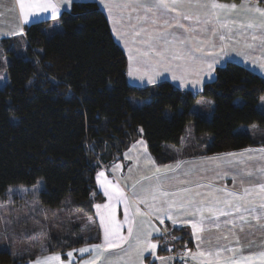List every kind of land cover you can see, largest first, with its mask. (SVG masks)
<instances>
[{"label":"trees","instance_id":"1","mask_svg":"<svg viewBox=\"0 0 264 264\" xmlns=\"http://www.w3.org/2000/svg\"><path fill=\"white\" fill-rule=\"evenodd\" d=\"M58 22L63 31L52 36L45 30L53 23L39 22L28 26L24 39L0 43V57L10 58L8 80L0 88V198L11 188L40 185L32 198L41 206L63 209L70 198L75 211L92 218L94 207L105 201L97 183L103 168L123 161L140 140L157 165L174 163L167 145H179L190 122L197 135L214 137L201 156L264 147V138L235 132L240 125L264 126L258 110L264 79L258 75L233 63L218 69L203 91L216 105L207 121L191 113L197 97L170 81L154 89L128 84V57L98 3H74ZM238 97L245 99L242 106L234 103ZM72 230L52 236L45 252L14 256L0 250V264H30L48 253L63 257L100 242V231L85 239L81 226ZM174 231L182 252L193 249L185 230Z\"/></svg>","mask_w":264,"mask_h":264},{"label":"rangeland","instance_id":"2","mask_svg":"<svg viewBox=\"0 0 264 264\" xmlns=\"http://www.w3.org/2000/svg\"><path fill=\"white\" fill-rule=\"evenodd\" d=\"M99 1L105 6H100V9L103 8L115 42L128 57L127 82L130 86L154 89L162 82L163 77L168 78L179 90L197 97L191 107V113L210 121L216 105L213 99L203 96V91L206 83L216 79L218 69L233 63L264 79V16L256 10L264 11V2L260 0H175V2L165 0L166 8L155 6L156 0ZM213 4L219 7L214 8ZM62 31L63 28L57 20L45 30L48 36ZM2 41L3 39L0 43ZM9 61V56L0 57V66H3L0 68V88L4 87L8 80ZM209 64L212 65L211 69L208 67ZM209 75L214 79L209 80ZM201 101L203 103H200ZM234 103L242 106L245 99L238 97ZM258 110L264 113V96L259 99ZM235 132L256 134L259 138H264V126L258 123L252 126L240 125ZM209 137L214 139L213 135L203 133L197 135L195 124L188 123L180 144L167 145L169 157L175 159L174 163L168 165L174 167L141 179L137 183L139 188L126 195L125 188H122V191L117 188L118 193L112 192L111 199L106 196V187L109 184L106 183V179L102 183L101 177L105 174L101 175V172L118 163L110 168H103L97 182L107 202L103 207L110 213L113 202L124 205L125 200L127 203L131 200L141 202L150 198L160 200L165 196L161 193L168 190L175 192L170 193L175 203L176 195H184L190 197L202 209H205L206 205L208 210L212 208L211 214H215L216 206L222 201L228 200L225 197L229 193L235 195L236 201L243 199L249 201L252 197L262 195L260 201H251L264 202V192L261 191V187L264 186V147H247L237 151L201 156L207 144L211 142ZM196 155L198 156L193 158ZM238 176L244 180H233ZM112 177L114 178L113 175ZM233 183L236 188L258 186L260 190L257 189L250 195L239 193L241 195L238 196L235 187L230 188ZM223 186L230 190L224 192ZM39 189L40 185L18 186L8 191L6 199L0 198V250H9L14 256L36 251L45 252L52 236L71 235L74 233L72 229L78 225L81 226V236L85 239L95 237L97 231L101 230L97 218L105 214L104 208L94 207V217L88 218L82 212L75 211L70 198H67L63 209L52 210L41 206L36 198H32ZM120 193L123 194V198L117 201ZM208 196H213L214 199L207 201ZM185 200L187 205L192 204L188 198ZM239 206L240 211H237V215L249 214L242 209V205ZM200 213L201 211H198L197 215ZM143 216L142 214L138 218L135 238L137 233L141 232V227L150 223L148 218ZM103 217L106 218L107 215ZM127 218L126 213L125 219ZM89 227L92 231L87 232ZM102 230L104 232L105 229ZM153 232L154 228L150 225L146 233ZM170 239H173L172 247L175 250L177 264L183 263V260H180L184 250L183 244L179 241L180 235L176 231L173 234L172 230ZM132 247L134 245L128 246ZM146 248H149L148 244ZM73 251H70L71 256L67 254L62 257L58 253L63 264H67L64 261L65 257L72 259L77 256ZM125 251L127 252V249ZM51 256L56 254L40 255L30 264H37L38 261L40 264H60L47 259Z\"/></svg>","mask_w":264,"mask_h":264},{"label":"crops","instance_id":"3","mask_svg":"<svg viewBox=\"0 0 264 264\" xmlns=\"http://www.w3.org/2000/svg\"><path fill=\"white\" fill-rule=\"evenodd\" d=\"M84 1L73 0L70 5H66L65 0H24L25 11L28 14V20L25 22L24 12L20 8V0H0V40L15 39L13 38L15 36L24 39L28 26L39 22L53 23L55 20L58 21L63 12L71 9L73 3H83ZM95 2L99 4V7H105L99 0H95ZM44 3L54 5L55 8L49 7L47 10H44L39 7H28V5ZM163 80L169 79L163 77ZM173 167V165L164 167L157 165L145 141L140 140L127 150L123 161L110 169H104L103 173L100 172L101 174H105L104 177H101L102 183L106 179V183L109 184L106 187V196L109 197V193H118L117 188L121 189V191L122 188H125V195L130 191H135L139 188L137 183L141 179L164 171L166 168ZM157 168L160 169L159 172L156 171ZM99 174L97 175V182ZM237 179L238 181L244 180L240 179L239 176L233 180ZM233 187H235V183L230 186L231 189ZM245 189L249 191L245 193ZM257 189L260 190V187L239 186V188L235 187V192L237 191L238 196L241 195L239 193L250 195V193H254ZM228 190L230 189L223 186L224 192ZM144 192L147 191L145 190ZM166 193L168 195H165L160 200H154L153 198L141 202L139 200H131V202H128L129 204L127 203V206L126 204L113 202L110 213L103 207L107 204L105 200V203L100 208H104V215H107V217L104 218V215H99L97 218V224H99V228L101 229V233L99 234L100 242L85 244L83 247L73 251L77 256L72 259L68 257V259L62 260L66 261L67 264H90V261L100 256L105 258L98 260L97 264H109V261L112 264H177L175 250L172 247L173 239H170V232L175 229H183L190 236L193 242V249H186L180 258L181 261L183 260V263L178 264H264V208L260 207V204L264 202H252L259 200L262 195L252 197L249 201L245 199L236 201L235 195H227L225 198L228 200L225 201H231V205L229 206L225 201H222L219 206H216L215 214H211L212 208L208 210L206 205L205 209H202L190 197L176 195L177 203H175L174 197L173 200L170 197V193L173 194L175 192L168 190ZM208 197L207 201L214 199L213 196ZM186 198L191 201V205L186 204ZM238 205H242V209L253 210L248 212L249 214L244 215L246 217L245 220H240V216L243 214H236V206ZM123 209H125L124 213ZM197 209L201 211L199 215H197ZM222 211L231 214L227 216L221 215ZM126 213L128 214L127 220L125 219ZM119 214L120 217L118 218ZM142 214L148 218L147 220L150 223L141 227V232L146 234L141 239L146 244L143 243L137 248L135 230L138 226V218ZM169 215H171L172 219H168ZM201 215L205 218L202 231L199 230L201 227ZM209 217H217V224L219 226L212 225L209 222ZM130 224L133 232L129 237L127 230ZM192 224H196L197 228H193ZM150 225L154 228L153 234L146 233V229ZM106 226L110 230L118 227L119 235L127 237V242L120 243L119 247L92 249L91 246L94 244H105V230L103 232L102 229H105ZM110 239L115 240L116 238L113 236ZM170 241L172 242L171 245ZM149 243H155L157 247L154 250L146 248V245ZM130 244L134 245V247L128 248ZM83 248L91 250L81 254L79 250ZM125 249H127V252ZM200 253H204V255L201 256ZM216 253H219V255H216ZM55 254L58 255V253L50 255Z\"/></svg>","mask_w":264,"mask_h":264},{"label":"snow or ice","instance_id":"4","mask_svg":"<svg viewBox=\"0 0 264 264\" xmlns=\"http://www.w3.org/2000/svg\"><path fill=\"white\" fill-rule=\"evenodd\" d=\"M73 2V0H65V3L66 5H70L71 3ZM175 2V0H174ZM260 2H264V0H260ZM157 7H167L166 3H165V0H156V5ZM25 4H24V0H20V8H21V11L24 12V20L25 22H27L28 20V14L27 12L25 11ZM28 7H39V8H42L44 10H47L49 7H53L55 8L54 5H51L49 3H44V4H39V5H28ZM212 7H219V5H216V4H213ZM169 11H171V9H168ZM260 15L264 16V11H261L260 9H256ZM167 23V22H166ZM181 27H183V25H181ZM249 27H251V25H249ZM253 39H255V37H253ZM209 69H211L212 65L209 64L208 65ZM209 80L211 79H214V77H212L211 75H209L208 77ZM198 82V81H197ZM31 83V82H30ZM193 87H195V85H193ZM200 103H203V101H201ZM210 103V102H209ZM157 172L160 171L159 168L156 169ZM103 175V174H101ZM249 190L248 189H245V193H247ZM261 191L264 192V186L261 187ZM162 195H168V193H161ZM229 196L233 195L232 193H229L228 194ZM109 198L111 199L112 196H111V193H109ZM123 198V194L120 193L118 194V197H117V201H119V199H122ZM226 204H228L229 206L231 205V201H225ZM125 204L127 206V200H125ZM96 207L99 209L101 207V205H96ZM183 207V206H181ZM260 207L261 208H264V203H261L260 204ZM198 211H200V209H197ZM236 211H240V206H236ZM253 211L252 209H245V212H251ZM231 213L229 212H221V215H230ZM103 219V217H102ZM168 219H172L171 215L168 216ZM217 217H209V222L218 227L219 225L217 224ZM246 217L244 215H241L240 216V220H245ZM257 219H259L257 217ZM204 220L205 218L203 217V215H201V218H200V222H201V227L199 228L200 231L203 230V223H204ZM192 227L193 228H197V225L196 224H192ZM128 236L130 237L132 235V232H133V229L131 227V224L130 226L128 227ZM146 235L145 233L143 232H138L137 233V248H139V246L143 243H145V241L143 239H141L142 236ZM115 237L116 239H110V237ZM127 242V237H124V236H120L119 235V228H115V229H109V227H105V244L104 245H99V244H94L92 245V249H100V248H113V247H119L120 246V243H126ZM148 247L151 249V250H154L157 245L155 243H149L148 244ZM91 249L89 248H83V249H80L79 251L81 252V254H83L84 252H88L90 251ZM69 256L72 255L71 252L68 253ZM201 256L204 255V253H200ZM216 255H219V253H216ZM102 257L100 256H97L95 259H93L92 261H90V264H97V261L100 260ZM48 260H54V261H57V262H60V264H63V262L61 261V258L60 256L56 255V256H51V257H48L47 258ZM37 264H40V262L38 261ZM109 264H112L111 261H109Z\"/></svg>","mask_w":264,"mask_h":264}]
</instances>
